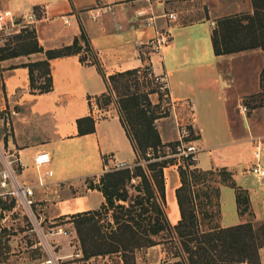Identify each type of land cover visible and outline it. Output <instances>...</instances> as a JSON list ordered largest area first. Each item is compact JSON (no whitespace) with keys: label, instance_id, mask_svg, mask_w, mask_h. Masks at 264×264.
<instances>
[{"label":"crops","instance_id":"obj_1","mask_svg":"<svg viewBox=\"0 0 264 264\" xmlns=\"http://www.w3.org/2000/svg\"><path fill=\"white\" fill-rule=\"evenodd\" d=\"M32 10L42 12L32 25L43 50L0 60V159L9 152L21 159L17 178L31 185L33 196L41 200L35 207L41 232L34 233L30 243L20 239L17 253L10 249L0 254V264H125L120 251L84 254L76 227L82 212L98 209L105 201L100 189L88 185V178L95 184L104 171L135 158L118 102L110 100L107 108L97 102L102 93H114L108 91V75L132 67L147 66L164 79L172 98H190L194 109L197 104L205 109L199 120L193 110L194 142L203 148L194 165L225 167L249 198L248 209L240 212L235 188L221 184L220 225L264 222V174L250 168L258 163L264 169V49L216 54L211 40L221 17L252 14L253 0H0V13L25 16ZM168 13L176 18L169 19ZM152 15L155 23L147 25L145 19ZM81 33L89 49L50 58L51 88L32 90L23 63L45 58V49L70 44ZM159 33H166L168 42L158 51L140 44ZM240 100L245 107L239 104V109L235 103ZM86 115L93 117L94 130L81 134L77 118ZM162 129L170 130L164 124ZM160 136L172 139L164 138L162 131ZM39 151H48L51 160L36 167L33 156ZM47 169L51 175L44 173ZM179 183L171 188L165 178L166 211L172 212L173 218L168 217L173 222L179 218L174 193ZM110 211L104 215L112 221ZM60 216L62 223L57 221ZM53 223L69 233L50 235ZM37 246L40 254L30 250ZM258 257L264 264V244Z\"/></svg>","mask_w":264,"mask_h":264},{"label":"trees","instance_id":"obj_2","mask_svg":"<svg viewBox=\"0 0 264 264\" xmlns=\"http://www.w3.org/2000/svg\"><path fill=\"white\" fill-rule=\"evenodd\" d=\"M253 3L252 14L224 16L217 21L211 34L216 54L257 46L264 49V0H253ZM82 49H89L83 33L70 44L45 49L43 59L24 62L29 69L31 89L43 92L51 88L50 58L79 53ZM42 50L34 26L20 25L0 44V60ZM80 58L84 59L81 55ZM148 71L147 66L116 71L108 75L107 84L111 90H117L118 79L129 75L145 78ZM124 85L125 92L118 95L117 102L135 158L132 163L104 171L98 183L88 181L89 186H96L103 193L105 201L101 206L111 210L112 221L105 226L99 222L101 206L81 213L84 215L76 229L84 254L120 251L125 264H136V249L171 242L174 250L167 249V253L179 258L175 264H260L258 248L264 244V222L257 226L250 221L222 226L218 221L220 185L223 183L235 188L240 212L249 206L245 189L236 185L225 167L201 169L191 167L188 160L179 162L180 183L174 189L179 218L174 223L170 221L163 169L176 163V156L166 154L168 148L170 152L175 151L177 140H162L154 123L161 116L156 110L160 104L159 101L152 103L149 98L150 93H158L159 98L163 93L153 86L140 94L130 91L128 84ZM261 85L264 86L263 70ZM77 126L81 134L90 132L94 130V119L90 115L79 117ZM13 202L11 199L7 204L0 197L3 207L9 208ZM83 225L93 228L87 235L90 248L86 242L88 238L82 235Z\"/></svg>","mask_w":264,"mask_h":264},{"label":"built area","instance_id":"obj_3","mask_svg":"<svg viewBox=\"0 0 264 264\" xmlns=\"http://www.w3.org/2000/svg\"><path fill=\"white\" fill-rule=\"evenodd\" d=\"M98 13L92 14V17H95ZM138 15L145 14L144 11H139ZM42 12H37L35 10L30 11L26 14L24 18V23H19L17 19L13 18V15L9 11H4L0 13V29L5 30L6 33L11 31H16L19 28H12L19 25H32L40 16ZM169 19L176 18V14L168 13L165 14ZM156 15L148 16L145 19L147 25L154 24V17ZM7 19L8 23L4 20ZM66 23H69L68 18H64ZM210 23L213 25L214 21L211 20ZM9 29L10 31H6ZM4 42V37H0V44ZM168 42V36L166 33H159L158 35L148 39L147 41L141 42L140 44H147L151 46V50L158 51L162 45ZM149 76L157 83V88L163 91V95L168 99L170 105L171 117L177 128V144L175 151L170 152L169 148L167 149L166 156H177L183 158L184 160L189 161V165L193 164L196 160V153L199 148L195 143L191 142L189 135L193 132L196 134L193 128L194 122V104L190 98H172L168 93L166 83L164 79L158 75L153 74L150 70L148 71ZM51 160L50 153L48 151H39L33 156V162L36 167H40L46 163H49ZM0 197L7 198L9 200L13 199L16 205L11 206V210L8 207L0 206V231L4 227H9V224L6 222L9 213L12 212L14 207L21 206V213H24L27 217V221L31 224L29 231L32 233H39L41 229L39 221L36 222L37 212L35 207L41 206V200L35 199L33 196V187L26 183L21 182L18 178V170L22 167L21 159L14 155L12 152L4 154V158L0 159ZM123 163H118L117 166H121ZM251 170L259 174H264V169H261L258 163L251 165ZM47 175L52 174L51 169H47L44 172ZM40 179V178H39ZM41 182V181H40ZM14 203V204H15ZM13 208V209H12ZM41 232V230H40ZM47 233L52 234H68L69 231L63 227L60 223H53L48 227ZM47 233H42L45 236ZM38 234V236H40ZM36 243V242H35Z\"/></svg>","mask_w":264,"mask_h":264},{"label":"rangeland","instance_id":"obj_4","mask_svg":"<svg viewBox=\"0 0 264 264\" xmlns=\"http://www.w3.org/2000/svg\"><path fill=\"white\" fill-rule=\"evenodd\" d=\"M23 17L24 16L13 15V18L17 19V21H19V23H24ZM4 21L6 23H8L7 19H5ZM19 27H20V25L17 24L16 26H14L12 28L14 29V28H19ZM6 31H10V30L7 29ZM10 33H6L5 30L0 29V37L3 36L4 41H5V37H7ZM116 83H118V87H117V90H113V92H114L113 94L104 92L98 97L97 102H98L99 106H102V108L109 107L110 100H112V99L114 101H118V95L125 92L126 85H124V83L128 84V89L130 91H136L140 94L145 92L146 89H149L150 87H153V86L157 87L156 82L149 76V74H146L145 78L140 76L139 79L134 78L133 75H129L127 77L118 79L116 81ZM261 89L262 90L260 91V93H261V95H264V86L261 85ZM109 90H111V88L110 89L108 88V91ZM158 90L163 93L162 90H160V89H158ZM223 97H224V101H226V92L225 91L223 92ZM149 98L151 99L152 103L159 101V104H160V106L158 108H156V110L160 111L161 116H159V117H161V120H160V118H157L154 120V123H155L158 131L160 130L163 132L164 138L177 139V128L173 122L172 117H170L171 111H170V105L168 103V99L163 94H162V97L159 98L158 93H150ZM142 101H146V100L142 99ZM239 104H241V107L244 108L245 107L244 106L245 100H240V103L238 101L237 104L235 103V106L239 107V109H240ZM149 108L152 109L153 107H149ZM204 111H205V109L201 108L198 104H197V106H195L194 112H195V115L198 118V120L201 118L202 114H203V116L206 115L204 113ZM163 124L165 126L167 125L170 130H168L167 132H164L162 129ZM160 131H159V133H160ZM195 136H196V134L194 132L189 135L190 139L193 140V141H191L193 143H195L194 142ZM198 151H201L200 153H203V148L199 149ZM198 151H197V153H198ZM202 155L205 156L204 154H202ZM175 161H176V163L169 164L163 170L166 181L167 182L169 181L171 188H173V186L179 182V176H178V172H177L178 163L179 162H181V163L187 162V160H184L181 157L176 158ZM204 162H206L205 159H204ZM190 166L194 167L195 166L194 162ZM88 181L92 182V179L88 178ZM96 183H98V182H96ZM2 199L5 200L7 204L10 203V200L8 199V197L6 199L5 198H2ZM14 203L15 202H13V205L15 206L16 203L15 204ZM0 206L3 207L1 203H0ZM9 209L11 210V208H9ZM14 209L12 210V212L9 213V216L6 220V222L9 224V227H4L0 232V233H2L1 238H0V254H3L5 251H10V249H13L14 253H17L18 251L21 250L20 241H19L20 239H24V241L30 243V242L34 241V238H35V234L29 231V227L31 226V224L27 221V217L25 216V214L21 213V210H20V209H22L21 206L20 205L16 206ZM107 210L108 209L106 207L105 208L102 207L99 211L100 216L103 217L102 225H104V226L107 225V223L109 222V219L106 218L104 215L105 212H107ZM167 212H168L167 214L171 218H173L172 212L169 209H167ZM109 213H111V211ZM22 217H23V223H21V221H20L22 219ZM61 218L64 219L63 216H60L57 218L58 219L57 221L62 223ZM75 219L77 220L80 218H75ZM218 220H219V218H218ZM171 221L173 222V219H171ZM257 225L258 224H256L255 226H257ZM92 231H93V228L85 227V229L83 230V235L88 238V236H87L88 233H90ZM86 242H87V246L89 248L92 247V246H90L89 238L87 239ZM167 249L174 250V248L171 247V242L169 244L164 242L163 244H155L154 246L152 245V246L136 249L135 250L136 264H175V261L179 258L177 256H172L171 254H168ZM30 250H31V252L34 251V253H37V254H40L42 252V250L39 249L38 246L35 248H30ZM14 253H12V254H14ZM112 259H116L115 256H112Z\"/></svg>","mask_w":264,"mask_h":264},{"label":"bare ground","instance_id":"obj_5","mask_svg":"<svg viewBox=\"0 0 264 264\" xmlns=\"http://www.w3.org/2000/svg\"><path fill=\"white\" fill-rule=\"evenodd\" d=\"M168 200H170V195L168 196Z\"/></svg>","mask_w":264,"mask_h":264}]
</instances>
